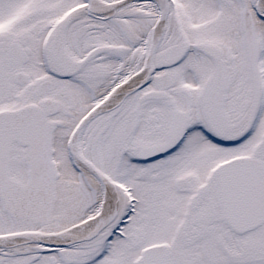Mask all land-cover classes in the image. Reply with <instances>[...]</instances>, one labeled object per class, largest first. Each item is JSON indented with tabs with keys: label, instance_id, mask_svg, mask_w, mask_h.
<instances>
[{
	"label": "snow or ice",
	"instance_id": "obj_1",
	"mask_svg": "<svg viewBox=\"0 0 264 264\" xmlns=\"http://www.w3.org/2000/svg\"><path fill=\"white\" fill-rule=\"evenodd\" d=\"M0 264H264V0H0Z\"/></svg>",
	"mask_w": 264,
	"mask_h": 264
}]
</instances>
